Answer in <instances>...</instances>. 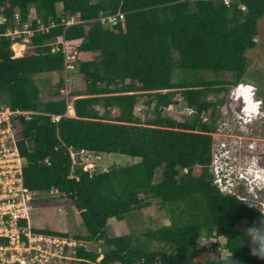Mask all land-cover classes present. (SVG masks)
I'll list each match as a JSON object with an SVG mask.
<instances>
[{
  "label": "trees",
  "instance_id": "trees-1",
  "mask_svg": "<svg viewBox=\"0 0 264 264\" xmlns=\"http://www.w3.org/2000/svg\"><path fill=\"white\" fill-rule=\"evenodd\" d=\"M0 15V104L29 112L16 114L13 125L20 135L16 144L24 158V184L43 193L32 206L59 207L69 201L85 229L74 238L101 242L100 252L75 247L67 264H203L201 259L227 264L231 253L233 264H264L252 255L250 237L244 235L264 215L221 194L207 167L217 105L208 95L227 90L229 82L194 81L196 76L172 81L178 69L229 72L232 83L239 82L247 71L246 51L256 46L264 0H0ZM109 15H115V23ZM76 16L78 21L67 23ZM37 18L44 30L35 31ZM24 25L34 30L30 50L13 57L11 44L20 38L6 32L22 31ZM65 50L76 55L71 72L85 86L73 91L74 117L65 116V97L43 101L37 85L38 75L60 73L54 92L60 96ZM177 93L192 109L191 118L176 121L161 114L176 103ZM142 96L154 108L153 118L143 123L134 114ZM203 111L209 112V122L200 118ZM51 115L61 117L53 121ZM85 151L136 161L91 172L75 164ZM153 199L168 224L140 234L107 235L109 218L123 220ZM33 231L68 237L48 228ZM203 234L223 237L225 254L205 251L198 243Z\"/></svg>",
  "mask_w": 264,
  "mask_h": 264
},
{
  "label": "rangeland",
  "instance_id": "rangeland-1",
  "mask_svg": "<svg viewBox=\"0 0 264 264\" xmlns=\"http://www.w3.org/2000/svg\"><path fill=\"white\" fill-rule=\"evenodd\" d=\"M29 16L33 17V14L30 13ZM0 20L2 21L1 18ZM78 20V16H76L74 17V19H70L69 22H76ZM18 36L20 40L24 39V36ZM255 40L256 46L246 51L248 66L246 74L243 76L240 82L244 84H249L255 88L256 97H258L262 101L263 109L261 108V110H264V15L258 20V33L255 37ZM22 42L23 41L12 44L11 49L13 52V57H20L26 51L30 50L29 44H24ZM67 53L69 52L65 50L64 54ZM195 76L196 79L194 81H203L204 79H206L218 81L224 80L229 82L225 85L226 89L228 88L227 90H222L221 92L217 93L211 92L208 95V100L217 103L215 112L216 114L214 116L215 129L212 132L214 133V139L219 142L218 144H224L228 146L232 143L231 146L236 147V145L234 144L235 141L239 142V144L241 143V145L244 146L248 153L247 157L243 159V163L245 162V159H249L250 156L252 158H256L257 156H260V154H263L261 151L264 152V119L259 118L261 114L257 115L255 118L253 117L251 123H244L238 118L239 114L241 113L240 104L242 102L240 99L235 98L234 88L239 83H232L235 78L234 75L229 72L216 74L208 71L187 73L176 69L173 73L172 81H178L183 83L185 80H190L192 79V77ZM60 77V73H45L37 76V79L39 80L37 85L41 92V99L43 101H46L65 96L68 99L67 107L72 108V102L75 98L73 95V91H83L85 87L84 81L78 73H70L68 80L69 83L66 87L67 89H65V87H60V96L56 97L54 95V92L57 90V83ZM163 91L165 92V90ZM146 93H148V91L141 92V94ZM243 93L244 92H242V94ZM174 99L176 100V103L170 104L167 107L162 108L161 114L163 116L170 117L176 121H182L183 119L191 118L194 113L193 111H191L190 108L187 107L186 102L180 98L179 93L174 96ZM144 100L145 97H140L134 107V114L137 118H139L141 123H143L145 120L153 118L154 116L153 104L148 106L146 103H144ZM248 110L250 112L254 111V109L251 108H248ZM201 116L207 119L208 122L210 121L211 116L209 115L208 111H205L204 114H201ZM249 145H251V149H248ZM214 150L217 151L216 146L214 147ZM91 154L92 155L90 157L83 156L81 159L79 158V161H75V164H77L78 166L80 165L83 170L84 168H89L87 169L89 171H104L107 170L113 164L124 165L136 161V159L134 158L131 159L126 155H121L117 153ZM236 156L239 158L238 155ZM233 159L234 158L231 157V160ZM256 160H258V158ZM244 167V164L240 165L241 171L244 174L249 175V171L247 169L245 170ZM230 168L231 171L234 170V167L230 166ZM236 168L237 169L234 170V177H239L241 173L239 172V167L237 166ZM159 173L160 172H157V178L161 177V174ZM225 188L226 190H231L232 194L238 191L240 195L245 194L244 188L242 186L239 187L237 184H235V186L226 184ZM261 199L264 201V195H262ZM259 207L261 208L263 206L259 205ZM160 208L161 207L159 205V201L157 199H153L151 200L150 206L141 208L139 210H133L132 212L128 213L123 220L109 218L106 223V233L109 237L133 232L136 234H140L147 229H154L161 224H168L169 220L166 216H164L165 211L164 209ZM28 224L34 228H48L59 232H67L69 236L85 233V229L81 222V217L78 213V210L74 208L73 205L67 200L63 202V205L59 207L57 206L37 209L33 208L30 212ZM224 241L225 239L223 237L207 236L204 234L201 235L198 239L199 245L203 247L205 251L210 250L212 252H218L219 250H221L220 253L222 254V256L226 252L222 249V244L224 243ZM84 246L87 249L96 250L98 252H100L101 250L100 241L84 243ZM62 257L63 259H58L55 262H51L49 264H67L65 262V259L69 258L73 260L74 254L72 252L69 253V251H65V254H63ZM100 257L101 255L99 256V258ZM203 261L205 260H200V262L204 264ZM74 262L73 264H76V262Z\"/></svg>",
  "mask_w": 264,
  "mask_h": 264
},
{
  "label": "built area",
  "instance_id": "built-area-1",
  "mask_svg": "<svg viewBox=\"0 0 264 264\" xmlns=\"http://www.w3.org/2000/svg\"><path fill=\"white\" fill-rule=\"evenodd\" d=\"M223 1L225 4H229L231 0ZM116 14L119 19L122 18V14ZM107 18L111 23L116 21L115 15H109ZM37 22L39 25L35 31L44 30L43 24L39 20ZM22 32L32 35L34 30L24 25L22 31L14 29L8 34L13 37ZM24 40L29 41V38L24 37ZM75 58L76 55L73 53L64 54L66 85L69 83V72L74 68ZM241 89V87H237V90ZM28 113V111L12 110L10 107L0 104V264H46L55 258H63L65 247H67L66 251L74 254L75 247L81 245L71 236L59 237L35 233L28 224L30 211L33 208L32 201L39 200L43 196V193L31 190L24 184L22 172L24 158L16 144V139L20 135L18 136L14 128L13 117L16 114L26 116ZM250 115V113H245L247 117ZM57 118L55 116L53 120H57ZM217 151L212 148L211 159L214 165L211 164V171L215 176L214 182L220 186L221 177L217 164L219 160ZM239 170H241L240 167ZM221 188L226 190L224 186ZM227 191L230 192V190ZM235 197L245 201L247 207L254 206L253 202L244 199L240 194H235ZM262 213L264 214L263 210Z\"/></svg>",
  "mask_w": 264,
  "mask_h": 264
},
{
  "label": "clouds",
  "instance_id": "clouds-1",
  "mask_svg": "<svg viewBox=\"0 0 264 264\" xmlns=\"http://www.w3.org/2000/svg\"><path fill=\"white\" fill-rule=\"evenodd\" d=\"M18 16H19V14L15 13L14 18L16 19V17H18ZM28 17H30V16L28 15ZM0 18L2 19V21L0 20V23H2L4 21V18L2 15H0ZM32 18H36V17H32ZM37 20H39L40 23L42 24V22L39 18H37ZM67 23L69 24L72 22H69V20H68ZM37 24L39 25L38 22H37ZM23 29H24V26H23ZM12 30H14V29H11V30L8 29L6 32V35L11 36L8 33L11 32ZM15 37H18V36H13L12 38H15ZM24 37H28L30 39V35H27ZM21 41H23L22 43H24V44L29 43V41H25L23 39L20 41L14 40L12 44L19 43ZM12 44H11V47H12ZM238 83L239 84H237L234 88V94H235V98L240 99L242 102L241 103L242 107L240 104V108H241L240 112L243 115L240 113L239 119L244 123H249V122L251 123L253 117L255 118L257 115H260V114L261 115L259 118L264 119V110H261V108L263 109L262 101L258 97H256L255 88L249 84H244L240 81ZM64 84H65L64 85L65 89H67L66 87L68 86V84L66 85L65 82H64ZM237 87H241L242 89L237 90ZM242 92H244V93L242 94ZM74 97L76 98L77 96L74 95ZM66 100H68V99L66 98ZM248 108L254 109V111L250 112L248 110ZM191 111H192V109H191ZM204 112L205 111H203L201 114H204ZM245 113H250L251 114L250 117L245 116ZM55 116L58 117L57 120L59 119V117H61L60 115H51V120H53V117H55ZM65 116H70V117L75 116L73 107L72 108L67 107ZM201 117L202 116L200 115V118ZM57 120H53V121H57ZM202 121L208 122L207 119H205V118H203ZM209 134L212 136L211 154H212V148H214L215 146L218 150L217 152L219 154V160H218L217 164L219 166V175L221 177V183L219 186L218 183L214 182L215 176H214L213 172L211 171L212 165H214V164L212 162V159L210 158V163L207 167H208V171H209L210 175L212 176V184L217 187L218 191L221 194H229V195H232L234 197H235V194H239V191L232 194L231 190H230V192H228L227 190L222 189L221 186L225 187L226 184H230L231 186L232 185L235 186V184H237L239 187L242 186L244 188L245 194L241 195V196H243L244 199L253 202V204H254L253 208L258 209L262 213V210L264 211V201L261 199L262 195H264V165H263L264 164V158H263L262 154H260V156H257L256 158L255 157L252 158L250 156V158L245 159V162L243 163V159L247 157L248 153H247V150L244 148V146L241 145V143L239 144V142L235 141L234 144L236 145V147L231 146L232 143L229 144L230 146L229 145L227 146L224 144H218L219 142H217L214 139V133L210 132ZM250 146L251 145H249L248 149H251ZM232 150H234V151H232ZM91 153L100 154L101 152L85 151V152L80 154L79 158L81 159L83 156H85V157L89 156L90 157L92 155ZM104 154H106V153H104ZM236 155H238L239 158ZM231 157H233L234 160H231ZM257 158H258V160H256ZM242 164H244L246 166L245 169H247L249 171V175L242 173L239 177H234V170L237 169L236 168L237 166L240 167V165H242ZM230 166L234 167L233 171H231ZM87 169H89V168H84V170H87ZM87 171H89V170H87ZM239 172H241V170H239ZM237 200H239V199H237ZM239 201H241L245 205V203H244L245 201H243V200H239ZM259 205H262L263 207L260 208ZM32 228L33 229H42V228H34V227H32ZM35 233L44 234L42 232H35ZM63 233H67V232H63ZM44 235H47V234H44ZM244 235L250 237L251 244H252V247H251L252 255L257 256L261 259H264V218L261 219V221L258 225H252V226L248 227L247 229H245ZM70 236L68 235V237H70ZM71 237L74 238V236H71ZM76 241H78V240H76ZM78 242L81 243V245H83V246H84V243H88V242H81V241H78ZM241 243H242V239H241ZM231 255H232V253H231ZM231 255L228 258L227 264H233V261L231 259ZM58 259L59 258H55L54 260L50 261L49 263L55 262ZM49 263H46V264H49ZM223 264H225L224 261H223Z\"/></svg>",
  "mask_w": 264,
  "mask_h": 264
},
{
  "label": "flooded vegetation",
  "instance_id": "flooded-vegetation-1",
  "mask_svg": "<svg viewBox=\"0 0 264 264\" xmlns=\"http://www.w3.org/2000/svg\"><path fill=\"white\" fill-rule=\"evenodd\" d=\"M229 137H231V136H229ZM227 141H228V138H227ZM263 154H262V156H263V158H264V152L263 151H261Z\"/></svg>",
  "mask_w": 264,
  "mask_h": 264
},
{
  "label": "bare ground",
  "instance_id": "bare-ground-1",
  "mask_svg": "<svg viewBox=\"0 0 264 264\" xmlns=\"http://www.w3.org/2000/svg\"><path fill=\"white\" fill-rule=\"evenodd\" d=\"M70 18V17H69ZM74 19V18H73ZM20 48H22V47H20ZM239 118V117H238ZM234 160V159H233ZM245 169V168H244ZM246 170V169H245ZM240 175V174H239ZM55 236V235H54ZM61 237V236H60Z\"/></svg>",
  "mask_w": 264,
  "mask_h": 264
},
{
  "label": "crops",
  "instance_id": "crops-1",
  "mask_svg": "<svg viewBox=\"0 0 264 264\" xmlns=\"http://www.w3.org/2000/svg\"><path fill=\"white\" fill-rule=\"evenodd\" d=\"M35 209H37V208H35Z\"/></svg>",
  "mask_w": 264,
  "mask_h": 264
}]
</instances>
